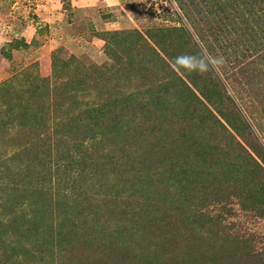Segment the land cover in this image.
Segmentation results:
<instances>
[{
	"label": "rangeland",
	"instance_id": "1",
	"mask_svg": "<svg viewBox=\"0 0 264 264\" xmlns=\"http://www.w3.org/2000/svg\"><path fill=\"white\" fill-rule=\"evenodd\" d=\"M127 96L146 131L110 152L97 184L144 180L141 160L150 156V188L136 201L121 189L123 200L105 194L106 223L81 212L63 233L42 231L52 248L44 255L0 242V264H264V0H0V116L26 115L61 136L53 149H66V113ZM217 109L246 119L244 138L219 126ZM156 125L169 134L164 143L150 133ZM3 127L0 171L12 155L4 151L25 135L11 140ZM85 198L70 203L73 212Z\"/></svg>",
	"mask_w": 264,
	"mask_h": 264
},
{
	"label": "trees",
	"instance_id": "2",
	"mask_svg": "<svg viewBox=\"0 0 264 264\" xmlns=\"http://www.w3.org/2000/svg\"><path fill=\"white\" fill-rule=\"evenodd\" d=\"M251 3L244 10L252 11L255 1ZM234 10L238 13L241 12L237 20L243 19L241 15L244 14V10L236 8ZM238 13H234V16H237ZM80 89L88 90L87 87ZM190 92L192 89L188 85L181 89V93H185V97L190 98ZM179 94V91L176 94L173 93L172 101L174 103H182ZM193 94L199 98L196 92ZM203 95L214 104L220 102L214 94L204 93ZM92 100L83 103L82 110H74L72 114L67 115L66 113L65 117L63 116L64 119L59 128L67 126L65 134L67 133L68 136L67 142H71L66 149H53L52 143L54 144L56 138L59 139L61 136L54 132L51 137L49 132L34 128V125L28 121L30 117H26V115H20V121L17 118L19 114L5 115L3 112V116H0V122H4L3 128L6 129L1 136L15 140L23 135V131L25 132L24 137L16 140L19 141L18 145L10 146L14 149L10 151L8 148L5 149L4 154L11 152L12 155L9 162H6L7 156H5L3 162L6 165H4V170L0 171V242H4L6 246L18 244L27 248L28 252L35 251L44 255L48 253L47 250L51 251L52 248L49 246L50 243L46 242L47 240L42 241L43 238H49H41L42 231L51 227L52 229L56 228L55 233H63L66 230L67 221L71 220V214L75 215L81 212L86 218L91 217L89 222L94 225L103 219L106 223V210L103 203L106 200L105 194L115 192V197L120 198L119 190L121 189L125 200L134 199L136 201L141 188L149 187L153 178L151 167L155 163L150 156L141 160L139 173L143 172L144 180L141 176L142 181L136 180L126 184L125 181L119 179L122 182L121 185H126L116 186V189L114 187L105 188L103 182L100 183L102 186L97 184V180L101 176H105L100 172L104 161L109 159L111 163L112 153L110 152L132 144L133 140L138 136H143L146 130L140 128L139 121L129 113L131 106L129 99L124 101L123 97H119L111 100L107 97L106 99ZM45 110H49V108L45 106ZM217 111L218 114H213V116L219 126L228 131V125L244 138L245 127L248 125L246 119L240 113L231 115L221 109H217ZM21 121L24 123L22 124ZM28 123L32 129L28 128ZM54 127L58 129L57 125ZM14 128L22 129V132L15 133ZM161 130L162 128L156 125L151 128L150 133L157 134L161 137L160 142H163V139L169 134ZM168 138L170 137L168 136ZM171 142L179 144L175 140H171ZM176 148L177 146L172 145L171 153ZM209 154L208 151L206 159L209 158ZM173 155L179 157L180 154L174 153ZM255 161L260 166L259 161ZM182 162L187 163L188 158L187 160L186 157L181 158L177 164L181 165ZM181 171L186 179L191 176L192 172L183 169ZM139 173L137 176L140 175ZM86 185L89 187L84 189L83 186ZM91 190L93 191L91 192ZM82 194H85L86 198L79 201L80 211L73 212V208L76 206H71L70 203L77 205V197ZM95 195H101V198L97 199L98 204L92 201ZM129 209L132 210V207ZM105 223H103L104 226ZM17 240L18 242H16Z\"/></svg>",
	"mask_w": 264,
	"mask_h": 264
},
{
	"label": "clouds",
	"instance_id": "3",
	"mask_svg": "<svg viewBox=\"0 0 264 264\" xmlns=\"http://www.w3.org/2000/svg\"><path fill=\"white\" fill-rule=\"evenodd\" d=\"M219 62H222V61H219Z\"/></svg>",
	"mask_w": 264,
	"mask_h": 264
}]
</instances>
